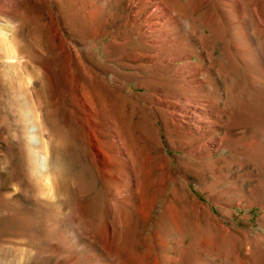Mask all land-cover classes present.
<instances>
[{"label": "rangeland", "instance_id": "obj_1", "mask_svg": "<svg viewBox=\"0 0 264 264\" xmlns=\"http://www.w3.org/2000/svg\"><path fill=\"white\" fill-rule=\"evenodd\" d=\"M24 2L26 71L12 83L0 71V264H264V0ZM163 30L159 50L151 32ZM149 76L154 98L136 87ZM119 85L142 105L197 109L158 121L150 149L140 110L106 102ZM91 90L104 123L129 135L139 194L91 147L78 97ZM194 201L210 211L190 212Z\"/></svg>", "mask_w": 264, "mask_h": 264}, {"label": "bare ground", "instance_id": "obj_2", "mask_svg": "<svg viewBox=\"0 0 264 264\" xmlns=\"http://www.w3.org/2000/svg\"><path fill=\"white\" fill-rule=\"evenodd\" d=\"M59 1H61V0H58V2ZM24 3H25L24 0H0V66L5 65V63H6L7 64L6 67L10 68V70H1L0 69V71L2 74L3 80L5 82H8V83H12L13 77H15V79H20L22 77V75L24 74V72L26 71V67H27V65H25L22 61V56L20 54V48H19L20 41H19V38L17 35L18 31L22 30V18L25 14ZM176 3H178V2H176ZM176 3H175V5H176ZM155 4H157V3H155ZM175 5H173V6H175ZM177 7H178V5H177ZM166 8H168V7H166ZM170 9L173 12L177 11L175 9V7H171ZM138 10L140 11V9H138ZM172 23L177 24L179 27L184 29V31H182V32H184L185 36L188 35V31H187L188 26L185 23H183L181 26V24H179V22L175 18L173 19ZM145 24H146V22H145ZM151 33H154L156 35L155 36L156 37L155 43L157 44L158 49L164 50V48L168 45V44L167 45L165 44L166 40L168 38L165 31L164 30L163 31H152ZM170 35H172V34H170ZM145 38H148V37H145ZM171 45H173V44H171ZM152 47H154V46H152ZM163 57L166 58V55L161 53L160 59L163 60ZM11 69H12V71H11ZM165 69H166V67H164V68L162 67L161 70L158 71V72L162 73L160 75L165 74ZM6 78H8L7 81H6ZM151 78H152V76L144 77L142 81H140L136 84V87L138 89L143 88L146 90V92L141 93V96L144 98L145 97L154 98L155 94L153 95V90L150 87L151 85L149 86V80ZM118 88L120 90V93H116L114 97H110V100H108L106 102L112 104L113 107L115 106L117 108H120L124 112L127 110L128 107H130V111H131L132 107H134L133 109H136L138 111L140 110V117H138L139 118L138 125L140 127L141 136L143 138L144 145H146V147H148V148H150L149 147L150 142L154 141L156 146L159 149H161L160 146L162 145V142H161V138H160V126H159L158 121H164V122L170 121L172 123H174V121H175V122H177V125H178V123H180V121L182 122V120L184 119V117H183L184 114L188 113V109H192V108L194 110L197 109V107L195 105L191 106V105H187V104H186V107L184 105H182L181 107H178L177 105L176 106L171 105V106H167L166 109L164 108L165 110L164 109H156V108H154L153 103L151 101L148 102V105H142L139 102H137V100L134 101L135 99L133 97L126 95L124 87H121L119 85ZM99 94L97 91L91 90V91H89V94H84V95L78 96L80 99V102L82 104V107L85 111V116H86L83 127L89 135V138H90L91 143H92L91 147L95 151L97 159L99 160V162L101 164L106 165V167L108 169L107 172L109 173L110 179L118 187H122L121 185L126 180L128 183L126 185V188L123 189V192H128V191L131 192L133 189V191H136L137 194H139L141 185H140V183L136 177V174L134 173L136 157H135L134 149L130 145V142H128V140H130L129 135H128L126 130H122L114 122L111 123L108 121V122L104 123V121L102 119V115H103L102 111L101 110L97 111L95 108V105H94V100L96 102H98L102 99L100 97L101 95H99ZM143 95H146V96H143ZM141 96H138V97H141ZM155 97H158V96H155ZM114 99L116 101H117V99L121 100L122 105L117 106L118 104L115 103ZM202 110H204V109H202ZM130 118H132V114H131ZM157 118H158V120H157ZM195 119L196 120L198 119L197 115L193 114L191 121H193V123H194ZM102 122L104 123V125H102ZM197 124H200V122L198 120H197ZM209 126H211V124H209ZM178 127H180V125ZM193 127L196 129L195 125ZM180 130H181V128H180ZM98 134H100V135L102 134L104 136L103 138L105 140L103 141V143L107 147H109V149H111V148L116 149V153H115L114 157H112V155H110L108 153H104V152L99 150L98 144H97L98 143V137H97ZM201 135H202V133H201ZM93 143H96V144H93ZM111 146H113V147H111ZM151 151L152 150H146V152H145V150H144L143 152H145L146 161L149 164V165L148 164L147 165L156 169L155 159H154V157L150 156V154L152 153ZM162 151H163V149H162ZM59 160L60 159L57 157V162H59ZM111 160H113V161H111ZM60 174H61V170L58 168V166H56L53 170L54 188H56L55 187L56 182H54V181H56V178L58 177V175L60 177ZM61 177H62V175H61ZM119 178H120V183H119ZM46 179L51 181L50 178H46ZM121 180H123L122 183H121ZM170 182H171V178L167 177L165 179V182L162 183L164 190H166V188H168ZM177 189H178V187H177ZM173 192L175 195H177L178 198H180V196H178V192L176 190V187L174 188ZM200 208H203L205 211L206 210L210 211L208 206L200 204L199 202H195V201H194V205L189 207L190 212H192V213H197ZM100 232H101L102 237H105L104 230H101ZM261 236H262V234H261ZM263 238H264V236H263Z\"/></svg>", "mask_w": 264, "mask_h": 264}]
</instances>
